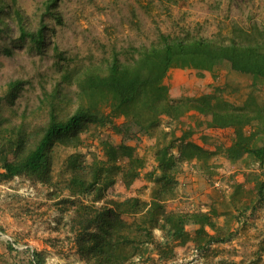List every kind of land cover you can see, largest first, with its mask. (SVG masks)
<instances>
[{
	"label": "trees",
	"instance_id": "16d2710c",
	"mask_svg": "<svg viewBox=\"0 0 264 264\" xmlns=\"http://www.w3.org/2000/svg\"><path fill=\"white\" fill-rule=\"evenodd\" d=\"M58 1L38 3L30 17L18 6V0H0V37L16 45L26 44L38 53L51 47L62 60L65 57L51 41L56 25L63 22ZM3 52L11 55L13 48L3 44ZM122 54L126 56L123 60ZM224 62L231 70L248 75L253 88L264 84V27L233 24L227 39L187 32L172 36L158 31L156 41L149 45L114 49L97 63L59 67L60 79L50 91L44 89L40 99L47 116L44 123H28L25 111L17 114L9 109L5 113L0 102V183L19 177L32 185L50 187L54 179V146L76 148L82 142L81 135L91 126L108 125L121 136V142L102 140V157H94L87 165L81 160L82 154L70 155L69 195L57 203L62 206L61 219L68 216L66 232L84 264H128L148 254L150 248L160 261H166L175 256L177 247L188 243L205 250L212 243L229 240L233 235L232 218L241 223L240 216L246 217L247 209H237L232 218L227 216L219 224L213 219L214 211H167L164 205L177 193L176 177L185 162H200L199 170L213 181L221 177V173L217 179L211 175L216 173L211 160L218 155L229 163L252 160L264 166V102L255 93L250 92L239 104L220 100L215 93L172 98L165 83L173 68L212 72ZM22 87V79L9 81L3 97L13 102ZM190 111L204 117V130L229 129L230 144L209 148L207 137H203V144L194 141V131L183 127ZM114 118L123 121L116 123ZM162 126L183 130L174 141L156 148L155 166L146 173L157 186L153 199L147 202L138 194L111 192L118 181L131 190L144 167L136 147L127 141ZM263 193L264 180L257 184L259 201L264 202ZM187 226L196 228L188 230ZM155 229L162 232L161 240L156 238ZM263 244L264 240L261 251ZM9 248L14 247L10 244ZM30 264H45L43 254L33 251Z\"/></svg>",
	"mask_w": 264,
	"mask_h": 264
},
{
	"label": "rangeland",
	"instance_id": "374dc122",
	"mask_svg": "<svg viewBox=\"0 0 264 264\" xmlns=\"http://www.w3.org/2000/svg\"><path fill=\"white\" fill-rule=\"evenodd\" d=\"M42 1L44 0H18V6L33 17L38 3ZM58 10L63 22L56 25L51 41L65 57L62 60L55 56L51 47L38 53L29 49L26 44L16 45L7 37H0V102L5 113L9 109L17 114L25 111L27 122L33 126L46 121V111L44 106H40V99L43 97V90L50 91L60 79L58 69L61 66L81 62L97 63L108 58L114 49L149 45L156 41L158 31L172 36L187 32L193 36H221L227 39L233 24L242 27L258 24L264 27V0H59ZM3 44L12 47L13 54H5ZM120 57L122 60L126 58L124 54ZM172 70L177 71L170 74L167 80L172 98L215 93L220 100L239 104L252 92L260 102H264V84L258 83L259 86L253 88L248 75L231 70L226 62L212 72L202 73L181 68ZM173 77L176 80L170 81ZM15 79H22L23 87L10 103L3 97L4 88L9 81ZM184 120L186 124L183 127L194 131V141L207 137L205 140L214 147L231 140L228 133L205 132L202 124L204 117L194 111L187 112ZM122 121L123 118H114L116 123ZM174 127L166 130V126H162L127 141L136 147L137 154L144 160V167L141 169L140 179L131 190H126L118 181L111 192L138 194L142 201H150L155 184H152L146 173L155 166L156 148L171 143L182 133L183 127ZM171 128L173 134H170ZM81 140L76 148L60 144L54 146V179L50 187L32 185L18 177L0 193V264H30L33 251L43 254L45 264H84L75 253L74 244L66 232L68 216L61 219L62 206L57 204L69 195L67 185L70 172L67 170V159L72 154H82L81 160L87 165L94 157H102V140L118 144L122 138L106 125L99 128L91 126L89 131L81 135ZM247 163L254 164L252 160ZM261 175L263 176L262 173ZM215 181L211 182L213 186ZM63 207H69V204ZM240 217L242 222L235 221V230L250 227L251 224L254 227V220L248 224V216ZM229 240H235L234 243L238 245L250 243L243 240V235L234 234ZM262 240L264 237L257 242L253 241V244L258 245L257 248L234 247V251L230 248L229 254H223L227 259H231L229 255H232L235 260L231 263L224 258L227 261L225 264H264V256L260 257L264 254L260 250ZM10 244L13 249L9 248ZM153 251L150 248L148 254L141 255L128 264L209 263L206 258L209 248L205 251L192 250L184 253L185 255L177 254L170 263L155 261L150 256ZM218 264L224 263L221 261Z\"/></svg>",
	"mask_w": 264,
	"mask_h": 264
},
{
	"label": "crops",
	"instance_id": "0c3cea01",
	"mask_svg": "<svg viewBox=\"0 0 264 264\" xmlns=\"http://www.w3.org/2000/svg\"><path fill=\"white\" fill-rule=\"evenodd\" d=\"M174 72L177 71H169L165 83H168L167 80L169 79V75L173 74ZM174 80H176L175 77H173V80L170 81ZM166 130H168V128H166ZM205 132L208 134L211 132H218L219 134L228 133L230 134L231 138V131L229 129H206ZM196 142L203 144L202 140ZM230 142L224 145H229ZM208 147L214 148L212 146ZM211 163L216 166V173L213 172L211 174H215L214 179H217L216 175L221 173L220 176L222 177H218L221 180L220 188H216L211 184V182H213V180L211 181V178H209L211 176L203 174L199 170L200 162L195 160L185 162L182 166L181 172H179L176 177L178 181L177 193L173 198L166 200L164 205L167 211L191 212L198 208L202 209L203 211H214L216 216H214L213 219L219 224H222L227 216L232 218V214H235L237 209L239 211L247 209L246 215L248 218H246V222L251 224L250 222L254 220V227L251 224L250 227H239L235 230L236 222L235 218L233 217L232 221L230 222V231H233V235H243V240L245 242L249 241L250 243L240 242L241 244L239 243L240 245H238L234 243L235 240H227L224 241V243H212L209 247V255L206 256L209 262L208 264H218L221 263V261L225 264L227 262L226 260H229L232 263L235 258L232 255H229L231 259H227L223 253H228L230 248H232L234 251V247L241 249L246 247V249L257 248L258 245L253 244V241L257 242L260 238L264 237V233H262L264 232L262 229L264 228V202L263 200L259 201L260 198L257 194V184L264 180V177L261 175V173L264 174V166H259L258 162H254L253 165H248V163L245 162L229 163L222 155H218L217 157L213 158ZM9 184L10 182L6 185L0 183V193H2L4 188L9 186ZM152 184L154 183L152 182ZM156 189L157 186L155 185L152 195H150V201L153 199ZM250 215L253 217V219ZM187 228L188 230H192L196 227L187 226ZM207 230L210 234H214L213 230L209 228H207ZM154 234L158 240L162 239V232L160 230L155 229ZM252 236L258 238L254 239ZM192 250L195 251L198 249H195L193 244L188 243L182 247H177L175 255H183L184 253L187 254ZM150 256L155 261H160L155 250ZM262 256H264V254L260 255V257ZM172 260L174 259L172 258L161 262L170 263L173 262Z\"/></svg>",
	"mask_w": 264,
	"mask_h": 264
},
{
	"label": "built area",
	"instance_id": "2783aa9c",
	"mask_svg": "<svg viewBox=\"0 0 264 264\" xmlns=\"http://www.w3.org/2000/svg\"><path fill=\"white\" fill-rule=\"evenodd\" d=\"M220 185H221V181L219 179H217L215 182H214V186L215 187H219L220 188Z\"/></svg>",
	"mask_w": 264,
	"mask_h": 264
}]
</instances>
